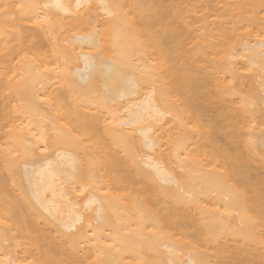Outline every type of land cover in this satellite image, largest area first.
I'll use <instances>...</instances> for the list:
<instances>
[{
  "label": "bare ground",
  "instance_id": "obj_1",
  "mask_svg": "<svg viewBox=\"0 0 264 264\" xmlns=\"http://www.w3.org/2000/svg\"><path fill=\"white\" fill-rule=\"evenodd\" d=\"M2 1L14 7V0ZM15 2V6L22 8L20 20L0 17V31L7 25L13 27L14 34L9 33L0 42V48L10 47L13 53L18 51L14 41L21 39V19L35 21L46 33L54 34L55 26L61 27L67 20L89 10L92 0H77L75 4L69 0ZM101 4L106 15L120 10L115 0H101ZM134 14L139 34H124L119 20L107 31L114 56L103 55L107 48L94 30L91 34L77 32L72 37L56 40L54 49L66 60L59 76L40 71V64L33 60L23 62L29 77L9 87L20 98L29 100L21 111L32 119L33 126L26 124L15 128L11 134L13 144L23 156L21 164L9 158V151L2 155L5 164H0V216L12 224L16 232L13 239L17 236L37 248V264H84L78 254L81 251L94 256L96 264H131L125 262V255L135 259L133 264H210L207 257L194 252L189 244L174 240L170 234L162 235L163 230H180L195 242L215 246L217 264H264V215L261 214L264 174L254 158L225 135L231 129L240 128V116L232 117L218 110L213 118L206 119L205 103L209 99L202 93L210 79L206 52L201 47L197 50L199 60L204 63L197 72L195 60L181 56L184 51L181 38L186 34L176 27L172 17L153 8L146 0H137ZM153 24L162 28L154 29ZM79 36L84 38L79 40ZM68 41L70 44H66ZM143 45L159 60L161 77L155 81L152 77L156 73L151 66L134 63V50ZM93 47L100 51H92ZM246 49L251 51V63L262 69L260 55L264 54V47L260 39L247 44ZM81 63L92 66L86 77L74 73V69L76 72L83 67ZM220 69L231 75L238 73L232 71L228 63L222 64ZM57 77L59 81L55 82ZM3 78L0 72V83ZM39 84L43 86V96L55 97L56 111H63L64 117L71 120L70 128L64 130L53 121L42 123L46 114L35 99ZM64 85L69 86L74 96L99 108L103 115L95 117L73 106L61 95ZM156 94L162 97L160 101ZM170 96L178 102L170 103L167 100ZM122 98L124 101H120ZM254 98L255 101L261 99L258 94ZM251 104L254 105L246 104L244 110L257 114L259 110L257 107L251 110ZM8 105L0 101V120L12 117ZM122 110L129 115H121ZM168 115L179 117L182 125L186 123L184 118L189 120L199 131L196 140L186 131L173 142L175 149L186 155L179 157L185 169L182 175L153 157L152 152L139 151L140 142L149 150L161 145L157 132L165 128ZM39 116L42 118L37 119ZM212 126L216 129L215 135L208 131ZM49 130L54 133L45 141ZM137 133L141 134L140 142ZM222 135L226 137L223 139ZM84 136L98 144H104L108 136L129 156L131 163L116 154L93 155L83 160L79 150ZM261 139V147H264V132ZM48 147L62 151L59 156L64 160L55 162V158L46 156L34 161L37 167L26 171L28 185H22L26 198L20 201L6 189L8 180L3 177V170L8 169L12 181L13 176L20 173L22 164L31 165L38 149ZM261 153L264 154V149ZM204 163L216 164L218 169L207 172L201 165ZM98 174L109 182L113 193H102L99 185L94 187L85 200L87 206H93L94 214L86 215L82 208H77L80 203L73 195L72 185L84 179L95 180ZM164 197L172 201L170 206L163 204ZM92 199L96 202L89 205ZM191 209L196 210L197 215L191 213ZM40 219L55 234L40 227ZM82 221L87 229L82 230V224L78 228L77 224ZM148 226H153L154 230L146 234ZM223 237H230L232 241L221 244ZM9 238L6 229L0 226V264H20L18 257L3 248ZM61 239L72 244L76 252L66 253ZM163 246L168 250H161ZM182 252L188 257L180 254Z\"/></svg>",
  "mask_w": 264,
  "mask_h": 264
},
{
  "label": "rangeland",
  "instance_id": "obj_2",
  "mask_svg": "<svg viewBox=\"0 0 264 264\" xmlns=\"http://www.w3.org/2000/svg\"><path fill=\"white\" fill-rule=\"evenodd\" d=\"M69 1L75 4L77 0ZM115 1L120 8L119 12L116 14L111 16L106 15L102 8L101 0H92L89 4V10L85 11L80 17L67 20L61 27L55 26L56 31L54 34L46 33L35 21L21 19V21L23 20L21 22V39L19 41H14L15 48L17 47L18 51L13 53L10 47L1 46L0 72L3 73L4 78L3 82L0 83V101H5L9 104L8 111L11 113L12 117L0 120V164H5L2 160V155L8 151L10 153V159L16 160L20 164L23 162V156L13 144L11 134L15 128L25 126L26 124H29V127L33 126L32 119L25 116L21 111V107L29 104V100L20 98L17 93L9 87L13 82H19L29 77V73L23 69V62L26 60H33L40 64V71L48 73L51 76H59L63 67L66 65V60L55 51L54 43L56 40L63 39L65 36L72 37V35L77 32L91 34L94 30L100 35L101 42H103L107 48L103 51V55L114 56L115 53L110 49L113 47L112 43L108 40L107 36V31L114 21L119 20L121 30L124 34H139L138 25L136 24L137 16L134 14L137 0ZM16 2L15 0L13 1L14 7H12L0 0V17L3 16L20 20L18 17L21 16L22 11L20 12V9L22 10V8H20L21 6L18 4L15 6ZM146 2L153 8L167 13L168 16L173 18L176 27L185 31L186 35L181 38L184 44V51L181 56L195 60L194 69L197 72H200L204 67V63L199 60L197 50L201 47L206 52L209 61V63H206V68L208 67L210 70L208 73L210 79L207 81L202 92L203 95L209 99V101L205 103L207 108L204 117L206 119H211L218 110L232 117L240 116V128L225 132L228 138L222 135L224 136L223 139L226 137V139L229 140L231 137L230 141L232 140L235 144H238L243 152L254 158V162H256V165H258V168L261 169L260 171L264 174V154L262 155L263 152L261 153L264 149V147H261V145L263 146L261 135L264 132V54L260 55L263 64V68L260 69V65L257 66L251 63V51L246 49L247 44L254 43L256 39L259 40L261 36H264V0H146ZM153 27L157 30L162 28L161 25L157 24H153ZM1 29L0 42H3L9 33L14 36L13 27L5 25ZM223 32H225V34ZM77 38L80 40L84 37L82 38V36H79ZM70 42L68 41L66 44H70ZM91 50L96 52L100 51L99 48L95 47ZM133 57L134 63L151 66L152 70L156 73V75L152 77L153 81L161 77L159 60L155 57L150 48L145 45H143L141 49L135 48ZM81 61L82 63L84 61L82 57L80 58V62ZM224 63H228L232 71L237 70L238 73L236 75H231V73L224 72L220 69V66ZM91 69V65L84 63L83 67L77 69L76 72L74 69V73L79 77H86ZM260 75L262 76L259 77ZM54 81L58 82L59 78H54ZM42 92L43 86L39 84L36 87L35 99L46 114L42 123L46 124L53 121L56 122L57 125L59 124L64 130L70 128L71 120L64 117L63 111H56L57 101L55 97L48 98L43 96ZM257 94L261 99L255 101L254 96ZM61 95L73 106L82 108L95 117L103 115L100 109L96 108L95 105L74 96L67 85L61 87ZM135 97H137V95H135ZM156 97L159 101L162 99L158 94H156ZM123 99L124 98L120 99V101H124ZM167 100L170 103L178 102L173 96L168 97ZM140 101L141 100L138 102ZM212 102H214L215 105L214 109ZM249 103L254 104H251V110L257 107L256 110L258 109L259 111H257L259 113L256 112L257 114H255L254 112V115H252L246 112L244 108L246 104L248 105ZM114 105L116 104L114 103ZM119 113L124 115L125 113L127 114V111L122 110V112L120 111ZM127 115H129V113ZM41 118V116L37 117V119ZM167 118L168 121L165 128L157 132L161 145L156 149L149 150L140 142L141 134H136L137 141L140 142L139 151L141 153L152 152L153 157L162 161L163 164L170 165L176 173L182 175L183 172L185 173V169L181 167L182 164L179 162V157L183 158L186 157V155L179 152L181 150H176L173 146V142L186 131L192 135V140H196L199 131L194 128L192 122L185 118L184 120L186 123L183 125L180 123L179 117L168 115ZM208 131L213 135L216 133V129L213 126ZM53 133L54 130H49L45 141H49ZM222 136L220 137L222 138ZM81 147L82 148L79 150V157L83 160L93 155L103 157L108 154H116L131 163L129 156H127L120 147L113 144L108 136H105L104 144H98L89 137L84 136L81 139ZM185 148H188V145H186ZM61 153L62 151H56L53 147H48L44 150L38 149L37 157L35 156L32 158V166H25L22 164L20 173L13 176L12 181L8 169L5 168L3 170V177L8 180L5 186L6 189L14 193L20 201L25 200L26 189L23 188L22 185H28L26 180L28 178L25 175L26 171L35 170L37 165L35 163L33 164V162L37 159L45 158L46 156L53 159L55 158V162L64 160L63 157L59 156ZM201 165L207 172L218 169V166L212 163H204ZM76 183L77 184L73 183L72 186H74L73 195L77 196V200L80 203L77 208H82L83 213H86V215L94 214L93 206H87L85 203L86 196L89 195V192L92 191L94 187L99 185L102 193H113L112 186L101 174H98L95 180L84 179ZM149 184H151V182H149ZM232 184L233 183H229L231 186ZM80 185H86L83 186L84 190L82 192L80 191ZM172 185L175 184L172 183ZM27 190L30 192L29 189ZM163 202V204L169 206L172 203V201L166 197L163 198ZM41 210L43 211V209ZM190 212L197 215V211L194 209H191ZM82 222L77 224L78 228L82 224V230L87 229L83 226V224L85 225L86 223L84 221ZM38 223L40 227L46 229V231H49L52 235L55 234L41 219L38 220ZM0 226L4 227L10 236L9 240L7 239L6 242L3 243V248L6 250L8 249L13 256L18 257L17 259L18 261L20 260V264H37V248L25 239L17 236H15L16 239H13L12 236L16 232L9 220L3 216H0ZM152 230H154L153 226H148L145 233L147 234ZM167 234H170L174 240L180 243L189 244L194 252L201 253L207 257L210 264H217L218 253L215 246L205 242H195L180 230L170 232L167 230L162 231V235L165 236ZM59 241L65 246L66 253L75 251V247L72 244H69L63 239ZM231 241L232 238L230 237H223L220 240L221 244ZM28 247H30V249H28ZM161 250L166 251L168 248L163 246ZM78 254L84 260V264L95 263L96 258L85 251H81ZM180 254L184 255L183 252ZM183 255H180L183 259L188 257L186 255H184V257ZM124 258L127 263H135V259L130 255H125ZM166 260L167 259L164 261ZM113 264L117 263L114 262Z\"/></svg>",
  "mask_w": 264,
  "mask_h": 264
},
{
  "label": "snow or ice",
  "instance_id": "obj_3",
  "mask_svg": "<svg viewBox=\"0 0 264 264\" xmlns=\"http://www.w3.org/2000/svg\"><path fill=\"white\" fill-rule=\"evenodd\" d=\"M107 14L110 16L113 15V13L111 11H109ZM260 43H261V47H264V36L260 37ZM95 202H96L95 199L88 201L89 205H91L92 203H95ZM261 214L264 215V205H262V207H261Z\"/></svg>",
  "mask_w": 264,
  "mask_h": 264
}]
</instances>
